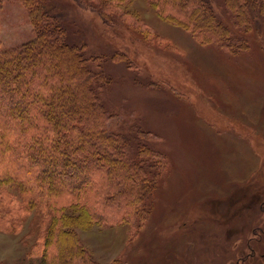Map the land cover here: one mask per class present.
I'll return each mask as SVG.
<instances>
[{
    "label": "rangeland",
    "instance_id": "rangeland-1",
    "mask_svg": "<svg viewBox=\"0 0 264 264\" xmlns=\"http://www.w3.org/2000/svg\"><path fill=\"white\" fill-rule=\"evenodd\" d=\"M51 3L85 34L88 51L108 60L111 82L100 99L110 130L144 131L165 158L144 223L77 229L85 248L100 264H264L263 24L248 34L250 50L231 56L162 21L144 0L127 10L154 30L146 42L121 21L107 29L74 0ZM33 37L18 0L0 5L1 48ZM115 51L130 67L110 61ZM25 233L0 231V264H40L28 256Z\"/></svg>",
    "mask_w": 264,
    "mask_h": 264
},
{
    "label": "trees",
    "instance_id": "trees-1",
    "mask_svg": "<svg viewBox=\"0 0 264 264\" xmlns=\"http://www.w3.org/2000/svg\"><path fill=\"white\" fill-rule=\"evenodd\" d=\"M137 1L74 0L107 29L121 21L152 41L154 30L127 10ZM144 1L162 21L231 56L248 52V34L264 26V0ZM18 2L34 37L0 47V231L27 229L28 256L40 264H100L76 230L138 228L165 158L141 139L144 131L110 130L112 113L100 99L111 82L108 60L88 51L81 29L74 34L51 0ZM110 61L132 63L120 51Z\"/></svg>",
    "mask_w": 264,
    "mask_h": 264
},
{
    "label": "flooded vegetation",
    "instance_id": "flooded-vegetation-1",
    "mask_svg": "<svg viewBox=\"0 0 264 264\" xmlns=\"http://www.w3.org/2000/svg\"><path fill=\"white\" fill-rule=\"evenodd\" d=\"M250 254V253H249ZM240 262H245V259H242V258H239V259H237V262H236V264H239Z\"/></svg>",
    "mask_w": 264,
    "mask_h": 264
}]
</instances>
